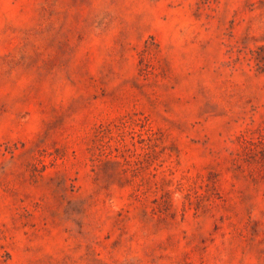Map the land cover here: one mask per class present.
I'll return each instance as SVG.
<instances>
[{
  "label": "rangeland",
  "instance_id": "1",
  "mask_svg": "<svg viewBox=\"0 0 264 264\" xmlns=\"http://www.w3.org/2000/svg\"><path fill=\"white\" fill-rule=\"evenodd\" d=\"M0 264H264V0H0Z\"/></svg>",
  "mask_w": 264,
  "mask_h": 264
}]
</instances>
